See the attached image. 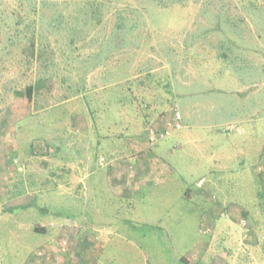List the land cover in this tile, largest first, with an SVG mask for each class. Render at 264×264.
<instances>
[{"label": "rangeland", "instance_id": "1", "mask_svg": "<svg viewBox=\"0 0 264 264\" xmlns=\"http://www.w3.org/2000/svg\"><path fill=\"white\" fill-rule=\"evenodd\" d=\"M89 1L0 0V264H264V0Z\"/></svg>", "mask_w": 264, "mask_h": 264}, {"label": "crops", "instance_id": "2", "mask_svg": "<svg viewBox=\"0 0 264 264\" xmlns=\"http://www.w3.org/2000/svg\"><path fill=\"white\" fill-rule=\"evenodd\" d=\"M183 128V125H182V127L181 128H179V129H175V130H173V131H171L170 132V134L172 133V132H174V131H178V130H180V129H182ZM170 134H168V135H170ZM168 135H165V136H163L162 138H164V137H166V136H168ZM184 135V133L183 132H180V133H177V137H182ZM162 138H158V139H156V140H160V139H162ZM175 145V144H174ZM124 146L122 145V150L119 152H117V155H116V157L118 156V155H120V160H122L123 159V151H124V148H123ZM113 158L116 162H114V164H113V168L111 169V172L113 173V175L114 176H117V178H116V180H118V178L120 177V182H122V180H123V177H124V173L126 172V170H125V164L123 163L124 161H119L118 159H119V157H117V158ZM156 159V158H155ZM124 160V159H123ZM157 160V162H155L154 163V165H152V169H151V171L148 173V175H151V174H153V175H155V173H157V171H156V165L157 164H160V162H159V160L158 159H156ZM115 172H116V175H115ZM119 176V177H118ZM147 175H145V176H134V180L136 181V182H139L140 181V179H142V178H145ZM121 178H122V180H121ZM78 180H80V178L78 179ZM201 180V179H200ZM119 183V182H118ZM117 183V185H119ZM121 185H122V183H121ZM197 185H198V183H197ZM121 191V190H120ZM121 192H124L123 190L121 191ZM211 206V205H210ZM212 208V207H211ZM213 209V208H212ZM214 211H215V209H213V211L212 212H209V208L207 209V212H205L204 214H203V218H208L211 214L210 213H214ZM222 260V263L223 262H228V259H221Z\"/></svg>", "mask_w": 264, "mask_h": 264}, {"label": "built area", "instance_id": "3", "mask_svg": "<svg viewBox=\"0 0 264 264\" xmlns=\"http://www.w3.org/2000/svg\"><path fill=\"white\" fill-rule=\"evenodd\" d=\"M182 127L181 114L179 110L174 107L168 112L165 118V127L162 131H157L153 128H149L146 137L149 141L154 142L158 138H162L165 135L170 134L171 131Z\"/></svg>", "mask_w": 264, "mask_h": 264}, {"label": "trees", "instance_id": "4", "mask_svg": "<svg viewBox=\"0 0 264 264\" xmlns=\"http://www.w3.org/2000/svg\"><path fill=\"white\" fill-rule=\"evenodd\" d=\"M104 1L105 0H91V1H89L88 5H90V9H89L88 13H90L91 15L101 14V6L103 5L102 2H104ZM25 90H26V95L28 97V100H30L32 97V94H33V86L28 85ZM41 230H43V229H41Z\"/></svg>", "mask_w": 264, "mask_h": 264}]
</instances>
